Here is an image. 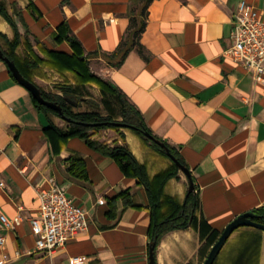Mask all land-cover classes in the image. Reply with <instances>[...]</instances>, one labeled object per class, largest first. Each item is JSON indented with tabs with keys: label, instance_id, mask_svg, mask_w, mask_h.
Masks as SVG:
<instances>
[{
	"label": "crops",
	"instance_id": "1",
	"mask_svg": "<svg viewBox=\"0 0 264 264\" xmlns=\"http://www.w3.org/2000/svg\"><path fill=\"white\" fill-rule=\"evenodd\" d=\"M243 1L264 15V0H153L147 9L144 0H0L23 34L18 55L24 56L29 41L45 61L29 72L34 83L49 92L52 79L77 91L85 85L73 71L59 69L51 52L84 59L116 89L109 96L119 106L116 95L123 96L191 170L199 195L195 223L162 239L156 264H204L232 221L264 207V81L227 52ZM134 20L146 22L143 52L135 46L122 60L120 50L137 30ZM0 32L14 39L2 15ZM52 120L66 127L63 119ZM49 126L32 94L0 60V216L24 218L14 230L0 228L5 239L0 264H150L145 187L81 138L54 150L45 132ZM124 134L120 139L107 130L92 140L128 146L151 178L172 165L131 130ZM74 158L84 160L87 178L70 172ZM53 182L88 212L89 226L65 248L47 254L36 252L31 220L40 212L39 192ZM188 190L181 172L166 194L183 202ZM123 193L133 206L119 197ZM215 264H264V231L237 229Z\"/></svg>",
	"mask_w": 264,
	"mask_h": 264
},
{
	"label": "trees",
	"instance_id": "2",
	"mask_svg": "<svg viewBox=\"0 0 264 264\" xmlns=\"http://www.w3.org/2000/svg\"><path fill=\"white\" fill-rule=\"evenodd\" d=\"M153 0H144L146 9L149 7ZM0 15H2L6 21L12 26L15 36L13 40H10L5 34L0 32V51L4 53L5 57L16 62L21 73L30 81L34 82L29 75V72L39 68L45 63L44 60L39 58L29 41L26 42L27 57L21 62L16 54L18 48L23 44V34L20 31L19 25L14 17H12L7 8L0 4ZM20 21L21 18H20ZM136 23L137 30L132 34L133 41L131 43H126L124 49L120 50V57L122 60L126 58L129 52L138 46L139 51L143 52V47L140 43V38L145 30L146 22ZM66 39L72 45V47L78 49V42L66 34ZM2 41L8 47L5 49L3 47ZM79 51V49H78ZM54 54V58L57 61L59 69L71 70L76 73L82 84H96L102 91L107 93H116V89L109 85L107 82L102 80L100 77L94 75L88 65V62L84 59L79 60L75 56H68L65 53L51 52ZM4 62L2 58H0ZM5 63V62H4ZM13 76V75H12ZM16 80V79H15ZM17 81V80H16ZM42 94L45 100L50 102H56L60 104L63 108V115L58 112L48 108L45 105L40 104L33 96V100L36 108L39 112L45 114L50 121V126L45 130L48 140L51 142L54 150L59 151L63 144L66 143L71 138H81L86 141L87 145L100 152L101 154L113 159L120 167L123 174L127 177L136 179L140 184H142L148 194L149 198V208L151 210V224L149 227V237L151 242L156 243L155 253L161 244L162 239L169 233L177 230H187L192 227L196 220V213L199 208V195L197 189L193 192L187 193L183 202H180L176 197L166 194V187L172 179H180V168L174 163L166 151L155 141L145 136V133H149L170 149L171 153L178 159V161L189 168L180 153L170 146L167 142L162 141L157 136H155L152 131L148 128L145 123L143 116L134 109L128 101L117 94L122 109V125H117L116 122L110 116H104L98 111L93 112H76L74 106L67 102L66 98L78 101L77 91L73 86L63 85L60 87L61 94L50 93L42 89ZM53 117H58L63 119H71V122H67L66 127H58L54 121ZM120 130L128 129L134 132L146 143L157 151L159 154L170 159L172 165L165 171L159 173L154 178H151L146 165L142 164L134 153L130 150L128 146L115 145L113 147L106 145L98 140H92V137L104 130ZM58 147V148H57ZM70 172L79 177L87 178L85 162L83 159L74 158L71 162L69 168ZM123 198L125 204L128 206H133V202L130 200L128 193H123L119 196ZM118 197V198H119ZM258 215L256 221L264 224V207L258 208L252 211Z\"/></svg>",
	"mask_w": 264,
	"mask_h": 264
},
{
	"label": "built area",
	"instance_id": "3",
	"mask_svg": "<svg viewBox=\"0 0 264 264\" xmlns=\"http://www.w3.org/2000/svg\"><path fill=\"white\" fill-rule=\"evenodd\" d=\"M232 38L234 44L227 52L253 72L258 81H264V15L246 1L241 2L235 16ZM38 196L40 212L31 220L36 252L53 254L88 229V212L76 205L56 182L41 190ZM23 222L21 214L13 219L0 216V228L6 230H14ZM4 243V237H1L0 244Z\"/></svg>",
	"mask_w": 264,
	"mask_h": 264
},
{
	"label": "water",
	"instance_id": "4",
	"mask_svg": "<svg viewBox=\"0 0 264 264\" xmlns=\"http://www.w3.org/2000/svg\"><path fill=\"white\" fill-rule=\"evenodd\" d=\"M0 58L4 60V62L9 67L13 77L24 87H26L29 92L32 94V96L42 105L47 106L48 108H51L52 110L58 112L60 115H63V108L60 104H57L56 102H50L44 99L41 88L34 82L28 80L20 71L15 61L10 60L8 57L4 56V53L0 51ZM67 102L72 104L73 106H78V102L66 98ZM63 120H66L67 122H71V119H66V117H63ZM117 125H122V123H118ZM145 136L147 138L152 139L157 144H159L167 153L169 158L176 163V165L180 168L181 172L186 175V177L189 180V192H193L196 189L194 180L192 178V173L189 168H186L184 165H182L178 159L171 153L170 149L166 146L165 143H162L158 140H155L152 135L149 133H145ZM258 218V215L254 212H248L245 213L239 217H237L234 221H232L223 231L218 241L214 244L212 247L210 253L207 256V259L204 264H215V261L222 251L223 247L225 246L228 239L231 237V235L239 228L241 227H255L258 229H261L264 231V224L256 221ZM156 243L151 242L150 243V264H156V253H155Z\"/></svg>",
	"mask_w": 264,
	"mask_h": 264
},
{
	"label": "rangeland",
	"instance_id": "5",
	"mask_svg": "<svg viewBox=\"0 0 264 264\" xmlns=\"http://www.w3.org/2000/svg\"><path fill=\"white\" fill-rule=\"evenodd\" d=\"M11 40V39H10ZM13 40V39H12ZM3 47L5 49H7L8 47L5 45V42L2 41ZM23 45V44H22ZM22 46H20L18 48V50L21 48ZM33 48V47H32ZM18 50L16 52L19 60L21 62H23V60L27 57V48L25 45V54L23 57H20L18 55ZM34 51V49H33ZM35 52V51H34ZM36 54V53H35ZM37 55V54H36ZM38 56V55H37ZM39 57V56H38ZM40 58V57H39ZM42 59V58H41ZM43 60V59H42ZM45 64V63H44ZM43 64V65H44ZM89 65V63H88ZM90 68V66H89ZM91 70V69H90ZM92 72V71H91ZM93 73V72H92ZM94 75L100 77L102 80L105 81L104 78H102L101 76L93 73ZM52 83L46 87V89L50 92V93H61L60 92V87L63 86L62 83H60L59 81H53L51 79ZM106 82V81H105ZM85 86H79L78 90H77V96L79 98L78 102V106L74 107V110L76 112H93L94 111H98L100 114L104 115V116H110L113 118V120L116 122V124L121 123L122 122V118H121V114H122V109L121 106H119V104L116 102V100H113L109 95L110 93L104 92L102 91V89L96 85V84H84ZM68 86V85H67ZM62 95V93H61ZM111 132H115V134H119L120 139H125V134L124 131H128V129H120V130H113V129H109ZM107 131V130H104ZM103 131H100L98 133H96L95 135L101 133ZM108 133V132H107ZM105 137V136H104ZM110 137V135L106 136V138L108 139ZM101 138V136H100ZM118 145V144H117ZM184 174V173H183Z\"/></svg>",
	"mask_w": 264,
	"mask_h": 264
}]
</instances>
